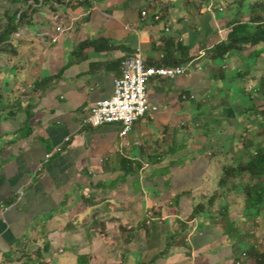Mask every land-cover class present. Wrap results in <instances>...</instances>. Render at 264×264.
Returning <instances> with one entry per match:
<instances>
[{
	"label": "crops",
	"instance_id": "0c3cea01",
	"mask_svg": "<svg viewBox=\"0 0 264 264\" xmlns=\"http://www.w3.org/2000/svg\"><path fill=\"white\" fill-rule=\"evenodd\" d=\"M94 3L0 0V264H257L251 250L264 247L246 232L245 209L239 214L242 208L227 203L212 213L220 178L211 176V149L195 144L202 135L195 126L208 120L200 106L218 95L199 61L228 40L230 29L220 25L230 20L215 21L194 0ZM9 27L15 29L8 35ZM179 44L194 58V69L147 81L157 110L125 139L117 124H84L96 103L112 97L125 59L141 54L148 67L159 66L168 51L180 57ZM60 73L32 95L36 82ZM30 104L35 110L27 124ZM178 146L177 155L167 157Z\"/></svg>",
	"mask_w": 264,
	"mask_h": 264
},
{
	"label": "rangeland",
	"instance_id": "374dc122",
	"mask_svg": "<svg viewBox=\"0 0 264 264\" xmlns=\"http://www.w3.org/2000/svg\"><path fill=\"white\" fill-rule=\"evenodd\" d=\"M243 1L245 2L246 0H243ZM202 2L204 3V6L202 7L203 9L209 8L213 10L211 14L215 21H221V19L226 18V19H229L230 21L232 19H238V22H241L242 24L251 23V21H253L256 17H258V14L262 15L263 10H264L263 8L264 0H251L248 3L246 2L245 7L242 6L244 4L242 3V0H204ZM193 5L195 7V4ZM191 10L192 11L194 10L193 14L194 16H196V10L194 8H191ZM183 11L188 12V13L190 12L189 9L188 10L185 9ZM220 26H222L224 30V29L229 28L230 23L228 22L227 24L225 22L224 24L222 21ZM215 34L216 36L218 35L217 33ZM250 53H253L252 51H250V49L244 50L241 57L235 58L237 56H234L233 58L235 59L231 58L227 60L228 64L225 67H224L225 63L223 64L213 63V66L210 67V65L205 66L206 64L205 61H202V60L199 61V63L205 66V68L210 70V73L213 76L214 81H215L214 87H216L215 89H217L216 91L218 93V95L213 94V96H210L214 103H206L200 106V108L205 110L202 112L207 115L208 120L205 122L201 121L199 123V126H195L196 128H199L196 130V133L202 134L199 137L200 139H198L199 142L198 143L196 142L195 144L197 146L201 145V147L204 146L205 149L206 147L209 150L211 149L210 151H208V153H206V155L209 158H211V161L214 162L215 164L214 166L216 169H214L211 174V176L213 177L219 176V178H221L222 175L226 174V172H224L226 171L225 166L233 165V160H234L233 156L237 148L242 149V151L247 156H250V155L255 154V151L258 148L264 146V117H262L264 114H262L261 116L259 115V112L261 111H263L264 113V110H261V108L264 109V105H263V101L260 100L261 98L260 94L258 93V95H256L254 93L255 92L254 89H257V86L259 88V84L255 85L254 83L255 81L251 84V81L249 80L243 83L239 78L240 76L239 74L241 72L243 73L244 70H250V67L247 66L248 62L246 59L248 58ZM206 55H207V52L204 58L206 57ZM188 66H191L190 71H189L190 73L192 69H194L192 64L188 63L186 65H183L182 67H188ZM254 70L261 72V70L259 69V65L258 66L256 65V67L253 68V71ZM222 71H224V75H226L224 81L222 77L218 75L219 72H222ZM258 72L251 73V76L253 77L254 75L256 77ZM248 77H250L249 73H248ZM244 84L245 86L247 85L246 86L247 90H244V87H243ZM185 97L186 96H184V98ZM218 102L220 103L219 106L217 104ZM250 104H254L255 111L248 113L245 111L244 107L249 106ZM184 105H186V107L189 108L190 110L193 109V105L191 101H186ZM205 105H211V107H206ZM205 131H207L208 137L205 136L204 134ZM242 134L245 137L243 141L239 140ZM183 136H184V133H183ZM189 137H182V139L183 140H185V138L189 139ZM250 141H253V144H250L251 143ZM174 145H177V139H175ZM180 149L181 148L178 146L174 149L169 150L167 152V157L169 156L173 157L177 155ZM245 161H246V158L244 162ZM227 177H229V175ZM232 180L235 183H239L242 180H245V182L247 181L251 182L250 177L238 178V179L232 177ZM260 182L259 184H262L264 186V177L260 179ZM259 184H257L258 187H259ZM253 185L255 186V184ZM205 189L206 191L211 192L210 186H207ZM219 191L221 194H223V198H221L220 196V199L217 200L219 204L216 205L215 203L214 206L215 205L216 206L215 207L213 206L211 208L212 213L215 215H218V213L221 212L224 208H227L226 207L227 202H229L232 206L236 207V204L234 203L233 198L231 197L232 191L230 188L223 187V189L221 190L216 189L215 193L217 194V192ZM233 195L237 199V204L239 201L240 207H238L237 210L239 208H242V209H239V212H240L239 214H242L244 212L243 209H245L246 211V206H244V202L242 198L243 193L241 191V193L233 194ZM207 201L208 200H205V202L203 203L206 207L209 205ZM237 210L234 209L233 213ZM261 210H262V216H264V208H262ZM196 214L199 215V211L196 212ZM235 217L236 216L233 215V218ZM249 221L250 223L244 227L246 232L253 237L254 243L262 245L264 247V217L261 222V228L259 229L260 233H254V229L256 228L257 230V227H256L258 224V222H256L257 220L252 217L251 219H249Z\"/></svg>",
	"mask_w": 264,
	"mask_h": 264
},
{
	"label": "trees",
	"instance_id": "16d2710c",
	"mask_svg": "<svg viewBox=\"0 0 264 264\" xmlns=\"http://www.w3.org/2000/svg\"><path fill=\"white\" fill-rule=\"evenodd\" d=\"M194 1H195V8L197 10H200L204 6V3L202 2L204 0L202 1L194 0ZM250 1L251 0H246L244 2L242 0V3H244L242 6L245 7L246 2L248 3ZM143 13H145V15H143ZM147 14H148L147 11H143L141 14L142 18H145ZM152 20L153 22H156L154 19V16ZM14 29L15 27L7 28V31L5 32V34L9 35L10 33H13L12 31ZM229 29L230 30H228L229 31L228 40H224L221 43L217 44L214 48L210 49L207 53V57L203 58L202 61H205L206 63L205 66H209L210 63L212 62L214 64L225 63L224 65L225 67L228 64L227 60L233 58L234 56H237L235 58H239L242 56L244 50L250 49V51H252L253 53H250L248 58H246L248 62L247 66L250 67V70H244L243 73L241 72L242 74L240 73L239 74L240 76L239 75L238 76L243 83L249 80L251 81V84L254 81H255L254 82L255 85L259 84V88L257 86V89H254L255 90L254 93L256 95H258V93L260 94V97H261L260 100L263 101V105H264V70H262L264 69V62H263L264 61V10H263V14L262 15L258 14V17H256L253 21H251V23L242 24L241 22H238V19H232L230 21ZM5 34L3 33L2 36H4ZM92 45H93L92 42H89V44H84L83 46L81 45L78 48V52L76 55H79V56L82 55L84 50ZM187 50L188 49L186 48V46L179 44L178 49L175 51L180 53V57H175L173 54H171L168 51L167 55L164 56V59L162 60L161 65L153 66V67H161V66L165 67L166 66V67L177 68V67L186 65L190 61L194 60V58H191L188 56ZM146 65L152 66L148 64L147 61H146ZM256 65L257 66L259 65V69L261 70V72L260 71L258 72L255 70L253 71V68H255ZM253 72H258L256 77L254 75L253 77L251 76V73ZM61 73L60 75L56 77H51V78H47L42 81L36 82L35 86L32 89V95L34 96L37 92L42 93L46 91L54 80L57 81L61 78ZM248 73L250 74V77H248ZM218 75H220L224 81L226 77V75H224V71L219 72ZM246 86L244 84L243 86L244 90H247ZM14 107L17 108V110H21L18 102L14 105ZM34 108L35 106L30 104L29 107L26 108L25 110L27 114V119H26L27 124L33 118V111L35 110ZM244 108H245V111L248 113L255 111L254 104H250L249 106H246ZM9 110H12V108H10ZM261 110H264V109L261 108ZM9 112H10V116H12L13 112L12 111H9ZM262 114H264L263 111L259 112L260 116ZM1 117L2 116L0 114V119ZM262 117H264V115ZM243 139H245V137L242 134L239 140L243 141ZM250 142H251L250 144H253V141H250ZM233 157H234L233 165L225 166L226 171L224 172H226V174L222 175V177L219 179L218 188L219 190L223 189V187H228L231 189L232 191L231 197L233 198V201L236 204L235 208H238L240 206H239V201L237 204V199L235 198L233 194H239L242 191L243 193L242 198H243L244 206H246V214L248 216V219H251L252 217L257 219L262 216L261 209L264 208V186L262 184H259L260 179L264 177V146L258 148L255 151V154L250 155V156H247L242 151V149L237 148V150L234 152ZM245 158H246V161L244 162ZM228 175L229 177H227ZM247 176L250 177L252 184L251 182H248V181L245 182V180H242L239 183H235L233 181L234 179L232 180V177L238 179V178H248ZM253 184H255V186ZM257 184H259V187L257 186ZM185 193H186L185 195L190 194V192H185ZM219 195L221 196V198H223V194H219ZM217 198L218 196H211V198L207 202L211 204L214 201H216ZM227 203L229 205L228 208L232 209L233 206L229 202ZM204 207L205 205L203 203L197 205L194 214L196 215V212L204 210L205 209ZM251 251L253 254H255L256 259H258L257 260L258 263L264 264V251L256 250V249H253ZM245 254L246 256L249 255L248 252H246ZM246 256H243L244 259H246L245 258Z\"/></svg>",
	"mask_w": 264,
	"mask_h": 264
},
{
	"label": "built area",
	"instance_id": "2783aa9c",
	"mask_svg": "<svg viewBox=\"0 0 264 264\" xmlns=\"http://www.w3.org/2000/svg\"><path fill=\"white\" fill-rule=\"evenodd\" d=\"M145 15V13H143ZM191 66L184 68L165 67H148L145 65L144 58L141 54L129 56L121 64L120 69L123 71L121 80L116 81L114 85V94L112 98L96 103L88 114V120L93 127H102L108 123L122 122L126 131L122 134V138L129 134L132 130L131 124L138 119L139 115L147 109L146 92H143L146 82L153 75L162 76H183L187 74ZM128 94V96H126ZM142 96V97H139ZM133 104L129 110L130 105ZM58 151V150H56ZM0 208H3L0 202ZM148 219L151 220L152 214L148 213ZM246 256V254H244ZM237 264H243L238 261ZM262 264V263H257Z\"/></svg>",
	"mask_w": 264,
	"mask_h": 264
},
{
	"label": "bare ground",
	"instance_id": "6f19581e",
	"mask_svg": "<svg viewBox=\"0 0 264 264\" xmlns=\"http://www.w3.org/2000/svg\"><path fill=\"white\" fill-rule=\"evenodd\" d=\"M90 1H91L92 3H94V2H96L97 0H90ZM94 4H96V3H94ZM154 19H155V21L157 22V21L160 19V16L157 15V14H155ZM56 32H57V34L61 33V29H60V28H57V29H56ZM53 43H55V40L53 41ZM123 62H124V61H123ZM123 62H122V63H123ZM122 63H121V64H122ZM151 68H152V67H151ZM163 68H165V67H163ZM169 68H170V67H169ZM177 68H180V69L184 70V68H187V67H182V66H181V67H177ZM199 69H201V68H199ZM189 71H190V70H189ZM188 74H189V72H188L187 74H184L183 76H186V75H188ZM122 76H123V71H122L121 78H122ZM154 77L175 79V78H177V77H180V75L173 76V77H168V76H162V75H158V74H156V75H153V76H152V78H154ZM121 78L116 79V80L114 81V85H115L116 81L121 80ZM150 79H151V78H150ZM146 89H147V82H146L145 88L143 89V92H146V98L144 97V99L147 100L146 103H147V106H148V107H147V109L145 110V112L142 113L141 115H139L138 119H136V120L131 124V128H133L134 124H135L136 122H138L140 119H142V118L148 113V111H151V110L156 111V110H157V108H151V105L149 104V101H148V97H147V91H146ZM113 94H114V92H113ZM126 96H128V94H127ZM112 97H113V95H112ZM112 97H111V98H112ZM139 97H142V96H139ZM185 99H186V97H185ZM131 107H133V104H131L130 107H129L127 110H129ZM86 118H88V117H86ZM84 124H87V125L92 126V124H91L88 120H84ZM111 124H117V125L120 126V128H121V132H120L121 136H122V134L126 131V129H124V124H123L122 122H118V123H108V124H106V125H111ZM104 126H105V125H104ZM92 127H93V126H92ZM94 128H99V127H94ZM50 156H51V154L47 155V156L45 157V159L47 160Z\"/></svg>",
	"mask_w": 264,
	"mask_h": 264
},
{
	"label": "clouds",
	"instance_id": "9594fccd",
	"mask_svg": "<svg viewBox=\"0 0 264 264\" xmlns=\"http://www.w3.org/2000/svg\"><path fill=\"white\" fill-rule=\"evenodd\" d=\"M211 11H213L212 9H210ZM207 11V10H206Z\"/></svg>",
	"mask_w": 264,
	"mask_h": 264
}]
</instances>
